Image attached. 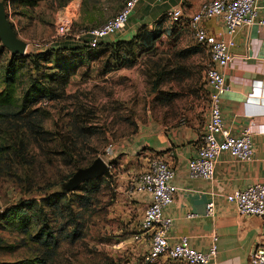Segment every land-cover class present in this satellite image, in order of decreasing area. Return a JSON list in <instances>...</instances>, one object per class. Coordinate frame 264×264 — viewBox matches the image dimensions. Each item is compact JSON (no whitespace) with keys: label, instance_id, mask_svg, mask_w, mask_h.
Masks as SVG:
<instances>
[{"label":"rangeland","instance_id":"rangeland-1","mask_svg":"<svg viewBox=\"0 0 264 264\" xmlns=\"http://www.w3.org/2000/svg\"><path fill=\"white\" fill-rule=\"evenodd\" d=\"M0 1L5 3L8 18L14 24L19 37L29 44L28 54L43 51L40 49L52 47L54 44L62 46L78 44L76 36L102 25L113 17L123 6L124 0H110L109 3L103 0L101 4L91 3L85 8L84 0H70L62 7L59 5L61 0H43L35 9L24 14H20L25 11L24 8L13 6L12 0ZM63 13L72 14L74 17L71 36L57 35V20ZM136 23L132 20L131 26ZM154 25L155 23L152 27ZM172 27L171 22L166 19L164 28L169 32ZM178 30L180 34L177 41L167 34L164 35L156 44L157 55L140 53L138 62L133 67L105 73L104 64L107 56L85 61L79 74L72 79L67 88L68 99L50 105L52 119L48 126L53 130H58L56 124L68 123L70 118L66 115L79 109L80 105L93 112L90 118L93 121L91 125L99 134L92 139L91 144L99 150L97 158L101 157L110 166L113 174L111 179L114 180L94 196L91 207L82 210L86 222L84 240L74 246L64 245L56 264H102L105 259H109L113 264H146L143 257L147 251V242L134 240L141 229L140 210L135 204H129L131 202L127 195L129 180L126 178L122 181L120 177L121 163L118 162L112 168L108 162L107 152L110 147L114 148L136 134L149 119H154L166 127L174 126L194 111V105L199 107L204 105L206 97L199 96L201 84L193 87L192 81L179 85L177 82L161 83L157 88V73L168 60L174 59V51L194 46L192 33L187 25H180ZM136 31L137 29L123 37L118 33L108 37L105 42L107 40L110 42L114 38L115 41L130 40ZM85 37L81 40L85 41ZM187 63L194 74L205 82L208 55L201 52L190 58ZM170 92L183 95L170 104L164 101V94ZM45 148L47 151L42 152L36 146L34 159L28 158L36 166L32 168L30 177L37 182L43 179L56 181L57 170L64 174L68 171L64 162L54 152L56 150L53 144ZM62 188L63 186L46 194L61 191ZM42 196L39 191L23 194L10 179L4 178L0 183V213L20 200H41ZM0 240V264L30 260L38 254L36 249L39 246L28 243L24 237H16L10 231L0 229Z\"/></svg>","mask_w":264,"mask_h":264},{"label":"trees","instance_id":"trees-1","mask_svg":"<svg viewBox=\"0 0 264 264\" xmlns=\"http://www.w3.org/2000/svg\"><path fill=\"white\" fill-rule=\"evenodd\" d=\"M42 1L12 0V5L23 7L25 11L20 14H24L35 9ZM69 1L61 0L59 5L65 6ZM102 1L84 0V8L91 3L101 4ZM166 19L165 14L152 28L141 25L130 40L102 41L97 48L89 45L87 37L85 41L81 37L75 39L78 41L75 45L54 44L37 53L12 55L0 41V183L8 178L23 194L35 191L43 194L41 200H20L0 213V229L39 246L34 258L11 264H56L64 245L74 246L84 240L86 222L82 210L91 207L94 196L105 185L114 182L112 174L111 178L102 177L86 182L75 192H66L62 188L61 191L46 194L62 187L79 168L91 165L99 154V150L91 144L99 134L91 125L93 112L80 105L79 109L66 115L70 118L68 123L56 124L58 130H53L48 126L52 119L50 105L68 99L67 88L85 61L107 56L104 72L108 73L133 67L140 53L156 56V44L166 34L177 41L179 26L172 25L168 32L164 28ZM201 52L205 50L197 44L174 51V59L168 60L157 73V88L161 83L177 82L179 85L186 81H192L193 87L200 86L202 78L194 74L187 61ZM191 91L194 93V89ZM182 95L166 93L164 101L172 104ZM44 103L48 105L44 106ZM49 144H53L54 152L68 171L64 174L57 170L56 181L43 179L37 182L30 177L32 168L36 166L28 158L34 159L36 146L46 152L45 146ZM117 163V159H113L110 165L113 168ZM52 167L55 168L54 164ZM111 262L105 259L102 264H113Z\"/></svg>","mask_w":264,"mask_h":264},{"label":"crops","instance_id":"crops-1","mask_svg":"<svg viewBox=\"0 0 264 264\" xmlns=\"http://www.w3.org/2000/svg\"><path fill=\"white\" fill-rule=\"evenodd\" d=\"M208 1L213 0H142L119 36L138 30L144 24L152 27L169 10L178 7L182 8L184 21L188 23L190 17ZM132 20L137 22L133 26ZM261 20H264V0L258 2V21ZM203 26L217 38H228L226 28L218 19L204 21ZM233 40V60L224 70L228 90L222 96V117L232 137L240 136L247 128L252 132L255 151L252 161L242 162L224 152L218 159L212 181L190 177L188 165L197 157L209 118L210 89L204 79L199 94L206 97L203 106L194 105V111L174 126L166 127L149 119L136 134L115 146V157L121 163L122 181L128 178L130 182L145 171L147 158L154 155L165 158L173 167L175 176L171 185L177 190L174 204L165 210V216L173 219L168 241L176 244L187 238L192 248L208 253L214 236H217L218 252L208 264H251L254 249L264 245V220L240 216L227 200V196L235 191L255 183L264 185V26L257 23L241 28ZM127 195L131 200L129 204L139 208L142 221L151 197L146 194ZM210 202L215 204L212 215L207 214ZM136 241L143 243V240ZM153 264L184 263L163 257Z\"/></svg>","mask_w":264,"mask_h":264},{"label":"built area","instance_id":"built-area-1","mask_svg":"<svg viewBox=\"0 0 264 264\" xmlns=\"http://www.w3.org/2000/svg\"><path fill=\"white\" fill-rule=\"evenodd\" d=\"M142 0H125L123 6L111 18L99 27L89 29L76 36L78 40L86 36L89 45L97 48L108 37L124 31L132 12ZM259 0H213L208 1L184 21L182 8H174L166 13L172 25L186 24L197 45L204 48L209 57L205 71V82L210 89L209 118L201 138L197 157L189 162V175L192 179L212 181L220 155L227 152L231 157L242 162H250L254 157L253 134L247 128L240 136L232 137L225 127L222 117V96L227 92L224 70L233 60L231 49L234 47V36L241 28L255 24L264 26V20L258 21ZM73 15L63 13L57 20V35L67 37L72 35ZM220 20L227 31V39L217 38L203 26L204 21ZM48 47L40 50H46ZM47 106V103L43 104ZM109 163L115 157V147L108 149ZM175 176L173 167L160 155L147 158V168L133 177L127 186V193L133 195H149L151 202L145 209L141 221V233L136 240L147 243V251L143 257L144 263L153 264L160 258L184 264H208L211 257L218 252V237L208 253H202L191 247L189 240L170 244L168 233L173 225V219L165 216V210L171 207L176 199V187L171 185ZM236 212L244 217H259L264 220V185L255 183L244 190L235 191L227 196ZM215 204L207 205V214H214ZM251 264H264V245L257 246L251 255Z\"/></svg>","mask_w":264,"mask_h":264},{"label":"water","instance_id":"water-1","mask_svg":"<svg viewBox=\"0 0 264 264\" xmlns=\"http://www.w3.org/2000/svg\"><path fill=\"white\" fill-rule=\"evenodd\" d=\"M0 41L12 55H26L29 44L23 41L10 22L6 5L0 1ZM102 177L111 178L110 166L101 158H97L91 165L79 168L63 185L66 192H75L86 182Z\"/></svg>","mask_w":264,"mask_h":264}]
</instances>
